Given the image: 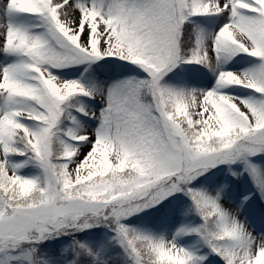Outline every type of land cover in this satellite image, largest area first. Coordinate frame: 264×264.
<instances>
[{
  "label": "rangeland",
  "instance_id": "obj_1",
  "mask_svg": "<svg viewBox=\"0 0 264 264\" xmlns=\"http://www.w3.org/2000/svg\"><path fill=\"white\" fill-rule=\"evenodd\" d=\"M1 3L0 264H264V0Z\"/></svg>",
  "mask_w": 264,
  "mask_h": 264
},
{
  "label": "bare ground",
  "instance_id": "obj_2",
  "mask_svg": "<svg viewBox=\"0 0 264 264\" xmlns=\"http://www.w3.org/2000/svg\"><path fill=\"white\" fill-rule=\"evenodd\" d=\"M1 6H2V3H1V0H0V30L3 29V34H6L7 33L6 30H8L11 27L10 24H12L13 21L11 20V17L9 16L11 12L10 13H6L4 10L2 11ZM3 24H5V25H3ZM212 71L213 72L215 71V73H222V74L225 72L224 68L219 66L218 63L214 64V67H213ZM242 85H244V84H242ZM251 87H253V86H250V88ZM189 89L190 88H188V89L184 88V93H185L184 95L188 98V99L187 98H185V99L187 101H189V103L191 104L190 100H192V98L194 97V94L192 92H190ZM212 89H213L212 91L209 90L208 93H207L209 97H205L207 104H209L211 107L213 106V102H218L219 98H220V95L224 93L220 89V86L218 84L215 85ZM90 132H91V130H90ZM90 132H88V134L86 136L81 134L78 139H79V142L82 143V146L84 147V149H88L93 154H96L97 153L96 152V148L92 145V142H91ZM246 239H248V238L246 237Z\"/></svg>",
  "mask_w": 264,
  "mask_h": 264
},
{
  "label": "trees",
  "instance_id": "obj_3",
  "mask_svg": "<svg viewBox=\"0 0 264 264\" xmlns=\"http://www.w3.org/2000/svg\"><path fill=\"white\" fill-rule=\"evenodd\" d=\"M185 33H186V31H185ZM184 36H185V38H184ZM182 40H183V42L185 43V40H187L186 39V34L184 35V33H183V35H182V38H181ZM181 40V41H182ZM188 44H191L190 42H188ZM153 212H155V211H153ZM152 212V213H153ZM68 229H65V231H67ZM43 247V245H40V248H42ZM111 256H113V255H111L110 253H107L106 254V256H105V259L107 260V263L108 264H117V262L116 261H114L113 259L114 258H112ZM85 258H87V257H85ZM86 262H87V260H86ZM147 264H155V263H152V262H150L149 260H147ZM169 262H167V263H165V264H168ZM89 264V263H88ZM174 264V263H173ZM176 264V263H175Z\"/></svg>",
  "mask_w": 264,
  "mask_h": 264
}]
</instances>
